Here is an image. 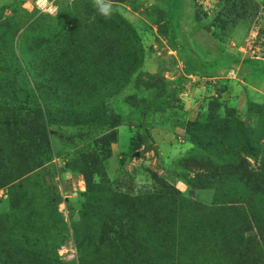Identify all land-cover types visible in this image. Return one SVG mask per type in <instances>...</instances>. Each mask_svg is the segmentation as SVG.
I'll return each instance as SVG.
<instances>
[{
  "label": "rangeland",
  "instance_id": "rangeland-1",
  "mask_svg": "<svg viewBox=\"0 0 264 264\" xmlns=\"http://www.w3.org/2000/svg\"><path fill=\"white\" fill-rule=\"evenodd\" d=\"M28 1L0 0V264H264V0Z\"/></svg>",
  "mask_w": 264,
  "mask_h": 264
},
{
  "label": "clouds",
  "instance_id": "clouds-1",
  "mask_svg": "<svg viewBox=\"0 0 264 264\" xmlns=\"http://www.w3.org/2000/svg\"><path fill=\"white\" fill-rule=\"evenodd\" d=\"M43 2L47 4L48 0H43ZM36 4L39 6L41 4V0H36ZM91 7L95 14L93 19L99 16L107 21L110 20L117 11L113 0H91Z\"/></svg>",
  "mask_w": 264,
  "mask_h": 264
},
{
  "label": "built area",
  "instance_id": "built-area-1",
  "mask_svg": "<svg viewBox=\"0 0 264 264\" xmlns=\"http://www.w3.org/2000/svg\"><path fill=\"white\" fill-rule=\"evenodd\" d=\"M28 2H29V4H31V6H35L36 8H38L39 10H42V11H49L51 8L49 3L45 4L43 2V0H41V4L39 6L36 4V0H34V1L29 0Z\"/></svg>",
  "mask_w": 264,
  "mask_h": 264
}]
</instances>
